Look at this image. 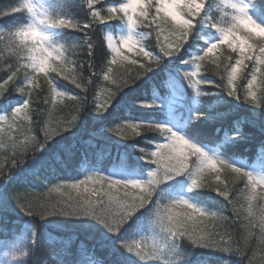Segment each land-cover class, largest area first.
Wrapping results in <instances>:
<instances>
[{
  "label": "snow or ice",
  "instance_id": "obj_1",
  "mask_svg": "<svg viewBox=\"0 0 264 264\" xmlns=\"http://www.w3.org/2000/svg\"><path fill=\"white\" fill-rule=\"evenodd\" d=\"M100 3L101 0H83L79 5L83 17L73 14L72 0H18L7 10H0V17L27 14L18 26L0 27V96L15 91L21 97L7 109H0V149L4 150L0 157V213L18 208L27 217L42 221L66 217L86 231L98 232L103 241H116L123 250L125 264L179 261L183 259L179 254L180 241L239 255L248 264H255L257 253L251 249L254 233L242 235L236 223L245 212L243 200L247 203L246 227L258 228L259 259L264 261V191L259 194L258 217L253 212L257 189H264V174L239 166L218 151L207 150L216 145L210 142L202 146L190 138L199 135L195 130L185 134L170 123L124 118L107 132L126 138L156 132L163 137L154 149H140L150 168L147 178H118L129 170L122 165L107 175L92 170L83 179L45 178L43 192L32 187L22 193L16 188L29 176L40 179L37 164L59 143L54 137L63 141L62 133L75 136L80 131L88 94L101 80L111 87H102L94 95L89 111L97 113L96 120L107 118L105 113L114 107L112 101L118 93L127 97L124 88L133 91L131 85L146 83L141 77H149L148 73L156 76L153 66L161 69V65L177 78L186 79L196 96L202 95V86L214 85L236 100L264 109V23L250 13L246 0H221L219 19L206 13L209 0H115L106 8L97 7ZM116 21L126 25L127 34L116 36L106 30L110 22ZM202 22L218 36L201 37L205 39L202 48L190 53L195 46L197 25ZM101 30L106 35L94 39ZM61 35L69 39L61 42ZM207 72L214 76L202 74ZM241 76L242 91L237 87ZM215 77H219V82ZM41 80L47 95L34 99V93L41 89ZM66 82L83 89V94L61 91L67 87ZM58 97L70 102L65 106L71 108L67 118L54 116L63 110L58 109ZM136 99L142 97H136L135 102ZM33 105L39 106L41 114L35 128L31 127L33 119L29 114ZM158 106L156 99L139 104L142 109ZM202 115L204 112L194 114L196 119ZM104 131L101 128L93 135L103 136ZM75 147V143L60 144L61 151L69 157L74 155ZM54 155L59 158L58 153ZM223 174L231 175L232 184L240 181L243 188L233 189L221 180ZM202 189H213L217 194L219 212L212 211L200 199ZM229 207L232 216L225 214ZM28 227V244L21 250L13 246L5 251L0 264H41L39 260L27 259L37 240L35 229ZM149 227L150 235L134 234ZM130 233L136 238H127ZM13 239L0 233V247H8ZM90 264L104 261L94 259ZM221 264L230 261L223 260ZM238 264H243V260Z\"/></svg>",
  "mask_w": 264,
  "mask_h": 264
},
{
  "label": "trees",
  "instance_id": "obj_2",
  "mask_svg": "<svg viewBox=\"0 0 264 264\" xmlns=\"http://www.w3.org/2000/svg\"><path fill=\"white\" fill-rule=\"evenodd\" d=\"M17 2L18 0H0V10H7ZM82 2L83 0H72L73 14L78 15V17L84 15L83 10L79 7ZM113 2L115 0H101L97 7L106 8ZM246 2L249 4L250 13L261 23H264V0H246ZM221 11V0H209L206 8V13L209 16L213 19H219ZM26 16L27 14H14L0 17V27L18 26V22L25 20ZM106 30L116 36L127 33L126 25H122L120 21L110 22ZM105 35V30L97 31L94 39L96 37L103 38ZM217 36L218 33L203 22L197 25V31L194 33L195 46L189 50L190 53H195L202 48L205 39H201V37L207 39ZM58 38L63 39L61 42L69 39L62 35ZM105 50L108 51L106 47ZM77 55L79 56L81 53L78 51ZM2 66L0 64V67ZM250 68L251 64L248 65V69ZM248 69L244 70V75H247ZM153 72L157 75L153 76L152 73H148V76L152 77L151 80L149 77H141L146 83H141L139 86L131 85L133 91L124 88L123 92L128 93L127 97L118 93L112 101L114 107H110L109 113H105L107 118L96 120L97 113L89 111L93 108L94 95L96 92H100L102 87H111L102 80L99 81L88 94V108L81 114L80 131L75 136L62 133L63 141L60 140V137H54L59 143L53 145V148L37 164L41 170L40 179L29 176L26 181L17 184L16 188L22 193L25 189L32 187H35L38 192H43L46 190L43 186L45 178L58 176L64 179H83L84 175L92 170H101L107 175L111 174L113 169H120L122 165H127L129 170L119 174L118 178H147L150 168L147 167L148 162L142 158L140 149H154L155 143L160 142L163 137L156 132L127 138L107 132V128L115 127V124L120 123L124 118L170 123L171 126L185 134H189L190 130H195L199 135L190 138L201 143L202 146L210 142L216 145V147L207 150L218 151L222 156L233 160L239 166L246 167L257 174H264V109L236 100L234 97L228 96L226 90L222 91L214 85L202 86V95L196 96L190 83L186 79L177 78L175 73H169L165 65H161V69L153 66ZM202 74L214 76L212 72ZM85 75H87L86 72ZM215 79L219 82V77H215ZM39 84L41 89L34 93V99L47 95L43 80L39 81ZM66 84L67 87L62 88L61 91H68L73 95L83 94V89L75 88L70 82H66ZM243 85L244 79L241 76L237 80L238 89L242 91ZM136 97H142V99H136L135 102ZM17 99H21V97L15 91L0 96V109H7L9 104H14ZM151 99H156L159 106L149 109L139 107V104ZM57 104L58 109L63 108V110H58L54 116L67 118L71 108L65 106L69 105L70 102L66 97H58ZM196 112H204V115L196 119L194 116ZM29 114L33 119L31 127L35 128V122L41 119L39 106L33 105ZM116 117L120 119H115ZM43 118L47 119L46 116ZM114 119L115 123H112ZM101 128L105 129L103 136L93 135L94 131L98 132ZM236 131L240 132L239 136L235 135ZM39 136L43 137L42 130L39 132ZM19 138L20 140L24 139L22 135ZM63 143H75L73 156L69 157L61 151L60 144ZM3 153L4 150L0 149V157L3 156ZM54 153H58L59 158ZM29 163H31L30 160ZM221 180L228 182L233 189L237 186L243 188L240 181L232 184V177L229 174H223ZM52 182L55 183L56 181L52 180ZM199 191L202 193L200 199L212 211L219 212L221 202L217 201V194L213 189ZM262 191L264 189H257L258 199L254 202L253 212L257 214V217L261 204L259 194ZM187 194L192 195V193ZM241 203L244 204L245 212L241 213L236 223L242 235L245 232L254 233L251 249L257 253L255 264H264V261L259 259V230L258 228L246 227L248 222L246 219L247 203L243 200ZM239 206L237 204V207ZM225 214L233 215L231 207ZM29 225L37 233V240L32 245L33 254L27 258L30 261L39 260L41 264H59L60 261H64V264H90V261L94 259H101L104 264H125L123 250L117 247L116 241H103L98 232L86 231L82 225L66 217H49L42 221L39 217H27L18 208L0 213V233L4 236L11 235L14 237L12 242L23 235V242L26 246L31 231ZM134 234L138 237L150 235L152 230L149 227L146 231L135 232ZM127 238L134 239L136 237L130 233ZM102 243L105 245L103 248L101 247ZM3 248L5 247H0V250ZM179 254L183 256V259L172 261L171 264H221L223 260L230 261V264H238L239 261L243 260V264H248L242 256H231L208 248L192 247L188 241L179 242ZM152 264H161V262H152Z\"/></svg>",
  "mask_w": 264,
  "mask_h": 264
},
{
  "label": "rangeland",
  "instance_id": "obj_3",
  "mask_svg": "<svg viewBox=\"0 0 264 264\" xmlns=\"http://www.w3.org/2000/svg\"><path fill=\"white\" fill-rule=\"evenodd\" d=\"M13 246H15L17 250H21V249H23L25 247V245L19 239L17 241H15V242L9 243V246L8 247L3 248L2 250H0V259H4L3 253L5 251L12 250ZM9 264H15V262L9 261Z\"/></svg>",
  "mask_w": 264,
  "mask_h": 264
},
{
  "label": "bare ground",
  "instance_id": "obj_4",
  "mask_svg": "<svg viewBox=\"0 0 264 264\" xmlns=\"http://www.w3.org/2000/svg\"><path fill=\"white\" fill-rule=\"evenodd\" d=\"M18 239L24 244V236L22 235V236H20V237H18ZM17 239V240H18ZM17 240H15V241H17ZM15 241H13V242H15ZM12 243V242H11ZM25 245V244H24ZM6 248V247H5Z\"/></svg>",
  "mask_w": 264,
  "mask_h": 264
}]
</instances>
